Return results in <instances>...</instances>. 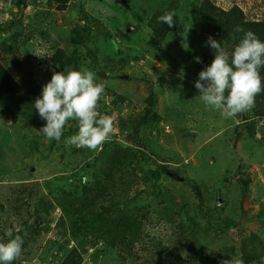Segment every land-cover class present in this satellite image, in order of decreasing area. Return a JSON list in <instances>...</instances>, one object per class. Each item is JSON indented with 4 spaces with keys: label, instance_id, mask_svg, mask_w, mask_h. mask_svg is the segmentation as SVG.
<instances>
[{
    "label": "rangeland",
    "instance_id": "1",
    "mask_svg": "<svg viewBox=\"0 0 264 264\" xmlns=\"http://www.w3.org/2000/svg\"><path fill=\"white\" fill-rule=\"evenodd\" d=\"M16 1L0 0V24L20 16L23 25L46 31L47 40L38 39L27 49L28 55L37 59L43 54L46 57L41 59H48L51 47L64 49L79 63V68L84 65L96 73V83H104L107 89L125 97L121 112L112 105L105 110L115 121L110 141L135 149L124 140L119 121L125 120L128 113L133 115V110L142 111L143 100L149 93L156 96L155 110L162 120L157 126L141 128L140 134L151 156L140 154L139 160L145 158V161L141 160L138 168L153 171L158 163L175 176L164 174L163 181L157 182V190H149L157 194L167 189L178 205H184L181 219L186 230L190 219L194 220L197 224L195 240L200 241L209 254L224 255L228 264H242L240 248L245 247L248 237L253 234L264 239V217L259 218L264 209V119L255 121L258 130L252 141L244 138L241 129H236L237 122L232 118L224 119L218 112L206 108L194 87L198 69L192 65L185 47L176 42L154 51L146 42L149 29L139 20L147 13L144 12L145 0L131 5H125L123 0H70L62 12L57 11L55 5L48 7L46 0H26L24 8L17 7ZM212 1L223 9L239 6L248 19L260 20L264 16V0ZM80 25L89 29L90 43L85 45L95 51L97 63L86 55L84 45L78 41L74 30ZM26 55L18 56L19 72H28L23 58ZM134 56L139 57L137 61L133 60ZM105 57L112 62L106 64ZM12 76L18 79L16 72ZM25 122L19 121L17 125L0 115V164L7 168L6 173H0V191L5 192L7 185L19 181L32 187L38 185L35 199L37 196L52 198L59 187L65 191L78 190L91 176L92 169L85 166L87 158L76 153L79 148L65 144L68 137L59 142L49 141L39 131L42 127ZM73 125L75 122L70 121L64 133ZM2 142L6 143L5 147ZM102 146L91 150V155H97ZM240 167L241 173L237 174ZM187 181L196 183L199 193ZM240 181L246 182L245 187ZM139 190L148 189L140 186ZM140 196L146 199L147 194L142 192ZM33 202L30 204L32 212L36 204ZM55 214L56 218L58 211ZM36 218L37 222H42ZM216 218H220V227ZM34 219L33 215L32 221ZM209 220L212 225L204 229ZM223 221H228V226H224ZM18 228L17 224L8 225L2 241L6 242L9 235L15 237ZM48 228V232L42 230L44 235L38 241L37 254L21 259L20 264H45L46 258L56 253L61 239L54 222ZM84 261V264H102L95 249L88 250ZM253 264H264V256Z\"/></svg>",
    "mask_w": 264,
    "mask_h": 264
},
{
    "label": "trees",
    "instance_id": "2",
    "mask_svg": "<svg viewBox=\"0 0 264 264\" xmlns=\"http://www.w3.org/2000/svg\"><path fill=\"white\" fill-rule=\"evenodd\" d=\"M46 1L48 7L55 5L59 12L65 11L70 2ZM140 1L144 0H123V3L131 5ZM145 1L148 10H144L147 13L139 20L149 29L146 42L150 48L158 51L163 46L179 43L187 50L198 73L214 59V50L206 44L209 36L229 52L244 34L234 31L237 26L245 32H253L264 42V16L260 20L248 19L247 14L237 5L223 9L212 0ZM25 5L26 0L16 1L17 7L24 8ZM167 12L175 13L172 27L157 22ZM22 22L19 16L0 24V115L17 125L19 121H27L41 128L44 121L39 118L32 104L40 95L42 86L51 79L53 72L78 70L79 63L74 62L64 49L56 46L51 47L48 59H35L28 55L27 49L34 46L38 39L46 41L47 36L46 31L40 27L25 26ZM26 30L29 32L25 33ZM74 32L79 37V43L84 45L86 55L97 63L95 51L85 45L90 43L89 29L80 25ZM23 54H27L23 58L28 67V72L24 73L17 69L18 56ZM195 57H199L202 62L196 63ZM138 58L134 56L133 60L137 61ZM81 59L85 58L82 56ZM104 61L110 64L112 59L106 58ZM112 68L116 70L115 66ZM13 72L18 74V79L12 76ZM260 74L264 78V68L260 69ZM196 76L198 78V74ZM108 98L110 100L107 103ZM156 100V96L149 93L143 100L145 106L142 111L133 110V115L128 113L125 120L119 121V129L125 133L124 140L132 143L135 149L116 141H108L95 156L87 149L76 151L87 158L85 166L92 169L90 178H86L78 190L65 191L59 187L58 192L51 191L53 194L57 192L52 198L37 196L35 199L38 185L32 187L25 181H19L7 185L5 192L0 191V242H3L1 237L7 226L15 224L19 225L16 235L24 241L22 255L13 264H20L21 259L26 260L28 256L30 258L37 254L38 241L44 235L42 230L48 232L52 222L61 242L56 245V253L46 258L45 264H84L89 249L96 250L102 264L108 261L114 264H224V255L216 252L209 254L207 248L195 240L197 233L194 228H197V224L194 220L188 218L190 226L186 230L181 219L184 205H178L169 190L164 189V192L157 194L149 190H157V182L163 179L164 174H172L173 177L174 173L166 172L165 167L158 163H155L153 171L138 168L140 161H145V158L139 160L140 154L143 157L151 156L140 134L141 128L157 126L162 120L155 110ZM124 101L125 97L105 88L99 111L105 114V110L112 105L116 111L121 112ZM232 119L237 122L236 129L244 132V138L253 141L258 130L255 121L264 119V91L255 97L254 106L250 110ZM77 130L75 123L61 138L70 137ZM2 144L5 147L6 143ZM1 166L0 173H6L7 168ZM240 182L245 187L246 182ZM187 184L199 193L196 183L187 181ZM140 186L148 190L141 191ZM244 191L242 189V194ZM142 192L147 194L146 199L141 198ZM198 197L200 204H203L202 196ZM33 201L36 204L32 212L30 204ZM56 211L59 215L55 218ZM260 213L258 217H264V209ZM33 215L35 222L32 221ZM36 216L42 222H37ZM216 220L220 227V218ZM223 222L224 226H228V221ZM209 225H212L210 220L203 228H209ZM70 243L72 246H69ZM240 251L242 264L260 262L264 256V239L251 234ZM138 252L144 254L139 255Z\"/></svg>",
    "mask_w": 264,
    "mask_h": 264
},
{
    "label": "clouds",
    "instance_id": "3",
    "mask_svg": "<svg viewBox=\"0 0 264 264\" xmlns=\"http://www.w3.org/2000/svg\"><path fill=\"white\" fill-rule=\"evenodd\" d=\"M174 15L167 12L157 22L172 27ZM234 31L244 34L230 52L211 36L207 38L206 44L214 50V59L198 73L194 82L203 105L224 119L250 110L255 97L264 91V78L260 74L264 68V42L239 26ZM42 57L46 56L42 54ZM194 59L196 63L202 62L199 57ZM96 79V73L84 65L78 70L53 72L32 104L39 118L46 122L39 131L47 140L59 142L70 121L76 123L78 130L65 140L68 146L91 151L111 140L115 121L99 111L106 85L96 83ZM23 243L19 235H9L6 242H0V264L18 260Z\"/></svg>",
    "mask_w": 264,
    "mask_h": 264
}]
</instances>
